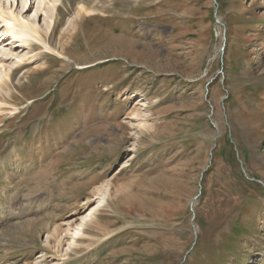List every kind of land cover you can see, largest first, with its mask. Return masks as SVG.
<instances>
[{
    "label": "rangeland",
    "instance_id": "1",
    "mask_svg": "<svg viewBox=\"0 0 264 264\" xmlns=\"http://www.w3.org/2000/svg\"><path fill=\"white\" fill-rule=\"evenodd\" d=\"M51 1L0 0L52 48L0 30V264H264V0Z\"/></svg>",
    "mask_w": 264,
    "mask_h": 264
},
{
    "label": "bare ground",
    "instance_id": "2",
    "mask_svg": "<svg viewBox=\"0 0 264 264\" xmlns=\"http://www.w3.org/2000/svg\"><path fill=\"white\" fill-rule=\"evenodd\" d=\"M54 1H56V0H53L51 2L54 3ZM43 3H44V0H41V4H43ZM23 4L26 5L27 2L23 1ZM81 12L91 13L93 11L87 10L85 7L80 6V11L78 13L80 14ZM1 29H3L4 34H6V37H8V38L14 37V39L16 38V39L23 41L24 44L29 43L30 40L32 42L35 41V42L39 43L40 45H42L44 49L52 50V48L49 46V44L46 42V40L41 37V35L39 33L40 32L39 28L36 26V24L30 23L25 18H23V16L20 14H14L11 9H4L3 5L0 2V30ZM4 56H5V54H4ZM21 62H23V59L22 58L18 59L15 68H19L20 67L19 64ZM3 64L4 63L0 62V70H1L0 71V88L2 86L9 87L11 85V84H9V81H10L11 74H13L10 69L6 70L4 68ZM4 103L2 101H0V111L3 108V106H7L6 104L4 105ZM136 117H140V114L138 112L136 113ZM137 127H143L141 119L139 120V126H137ZM94 191H99V189H96ZM95 194H97V192H95ZM86 221H90L88 218V215L82 220V222L81 221H79V222H77V221L72 222L71 221V223H68V225L65 227L66 228L65 230L61 229V225L56 226V228L54 229V234H56V235L58 234V236H60L63 232H65L66 234L69 235L73 230H75L79 227L78 228V230H79L78 236H80V237L84 236L85 235L84 229H85V225H86L84 223ZM64 225H66V224H64ZM60 243H61V241H58V245H60Z\"/></svg>",
    "mask_w": 264,
    "mask_h": 264
}]
</instances>
